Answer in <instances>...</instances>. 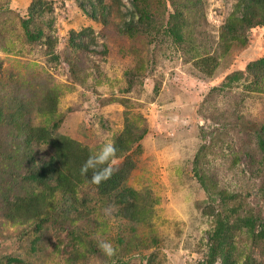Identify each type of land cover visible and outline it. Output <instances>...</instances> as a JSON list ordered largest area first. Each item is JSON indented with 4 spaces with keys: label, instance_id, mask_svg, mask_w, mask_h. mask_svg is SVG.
<instances>
[{
    "label": "rangeland",
    "instance_id": "rangeland-1",
    "mask_svg": "<svg viewBox=\"0 0 264 264\" xmlns=\"http://www.w3.org/2000/svg\"><path fill=\"white\" fill-rule=\"evenodd\" d=\"M38 1L0 0V114L86 156L113 139L144 220L121 216L82 161L72 194L25 202L43 192L15 174L27 159L0 156V264H222L228 249L236 264H264L258 0H41L31 14ZM6 121L0 154L18 143ZM53 153L33 143L26 156L37 167ZM218 227L234 234L224 246Z\"/></svg>",
    "mask_w": 264,
    "mask_h": 264
},
{
    "label": "trees",
    "instance_id": "trees-1",
    "mask_svg": "<svg viewBox=\"0 0 264 264\" xmlns=\"http://www.w3.org/2000/svg\"><path fill=\"white\" fill-rule=\"evenodd\" d=\"M40 2L42 1L40 0L30 6L31 14L37 11L36 8L41 4ZM258 4L264 7V0H258ZM240 11L241 10H237V12ZM262 63L264 64V61ZM11 113L12 112L9 113V117L6 115L3 117L4 114L1 113L0 118H3L0 119V121L5 119L7 120V123L15 127L17 131L15 139L18 141V143L14 141V146L11 147L12 149L8 150L10 153H3L0 154V156L8 159L12 158L14 161L22 160V158L27 159L26 161L24 160L25 163H23L25 166H27V168L22 170L23 173L20 172L15 174L17 175L18 180H22L23 178L21 181L22 183L26 185L28 183L30 184L26 187V189L31 190V184H33L36 187H42L43 191L41 193L35 191H31L29 193V191H27L25 194V202L29 201L35 203L39 201V203H41L42 200H44L47 196L46 190L48 188L51 189V194H53L54 190H61L72 194V189L77 185V183L74 184L75 174H73L74 171H72V168L75 166L73 163L77 161L84 162V158L82 159L79 155L86 156L85 149L75 142L70 141L66 137L56 134L55 130H49L48 128L42 127L36 128L31 126L26 120L23 122L16 120L15 116L13 115L14 113ZM28 130L31 131V134L28 133ZM33 143H51L54 146V155L45 160V162L42 161L43 163L37 167H35L37 165L36 162H33L30 156L28 158L26 156ZM88 156L89 154L85 157V159H87ZM23 164L21 167L25 168L23 167ZM124 165L120 167L119 170L114 171L110 179L103 182L99 186H95L98 188L101 194L109 196L117 195L116 197L118 200V205L120 206L118 213L121 216L127 218L133 217L135 221L140 219L144 220L143 217L139 216L143 214V210H141L139 206L135 192L124 188V182L126 181L127 175L129 174V171L126 172V170H124ZM126 165L130 169V163L126 162ZM78 171L79 170L77 169V172ZM88 176H91V172H89ZM51 183H54L53 187L50 186ZM26 185H24L22 188L24 189ZM128 192L129 197H132L133 199L132 201L131 199H126ZM224 228L225 227H218L217 230L219 236L221 235L220 237L223 238V241L219 242L220 246L226 245V242H228L227 239H232V236H234L230 230H224ZM211 256L214 258L217 257V249L212 250ZM222 264H236V261L230 254V249H228V255L224 256Z\"/></svg>",
    "mask_w": 264,
    "mask_h": 264
},
{
    "label": "clouds",
    "instance_id": "clouds-1",
    "mask_svg": "<svg viewBox=\"0 0 264 264\" xmlns=\"http://www.w3.org/2000/svg\"><path fill=\"white\" fill-rule=\"evenodd\" d=\"M118 151L113 139L102 138L97 149L91 152L81 165L80 175L88 178V182L92 185L99 186L107 181L115 171L113 164L117 159ZM89 172H91L90 177L88 176ZM105 212H107V209H105ZM99 247L108 257H112L116 254L115 247L107 241H101Z\"/></svg>",
    "mask_w": 264,
    "mask_h": 264
}]
</instances>
